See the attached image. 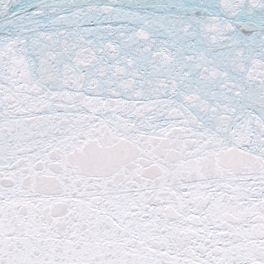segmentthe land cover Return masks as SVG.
Listing matches in <instances>:
<instances>
[{
  "label": "snow or ice",
  "instance_id": "snow-or-ice-1",
  "mask_svg": "<svg viewBox=\"0 0 264 264\" xmlns=\"http://www.w3.org/2000/svg\"><path fill=\"white\" fill-rule=\"evenodd\" d=\"M0 264H264V0H0Z\"/></svg>",
  "mask_w": 264,
  "mask_h": 264
}]
</instances>
